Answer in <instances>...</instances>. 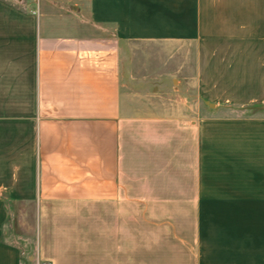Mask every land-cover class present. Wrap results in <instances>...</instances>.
<instances>
[{
	"label": "crops",
	"instance_id": "crops-1",
	"mask_svg": "<svg viewBox=\"0 0 264 264\" xmlns=\"http://www.w3.org/2000/svg\"><path fill=\"white\" fill-rule=\"evenodd\" d=\"M252 105L264 0H0V264H22L13 202L25 229L33 206L31 264H264Z\"/></svg>",
	"mask_w": 264,
	"mask_h": 264
},
{
	"label": "rangeland",
	"instance_id": "rangeland-1",
	"mask_svg": "<svg viewBox=\"0 0 264 264\" xmlns=\"http://www.w3.org/2000/svg\"><path fill=\"white\" fill-rule=\"evenodd\" d=\"M165 93L164 100L162 105L168 109L170 112H178V114L187 113L185 109H188V105L190 104V100L181 99L179 94ZM170 97V98H168ZM169 100V101H167ZM220 107V105H218ZM217 107L216 104L205 105L204 103L201 105V114H207L211 112V108ZM250 108L247 110H242V113L251 114L252 112L259 114L264 108H260L259 105L249 106ZM208 204L209 210L204 213V217L206 218L207 224L210 229V233L212 237H210L211 251L214 255L220 254V237L218 239L216 233L220 235V211H217V207L220 206V200L217 198H210L206 201ZM25 212H23V226L26 225V229L24 227H20V203H12L10 206V214L8 220L5 225V234L6 237L12 242L20 245L24 250V260L26 264L29 262L28 257L33 255L36 248V223H35V213L33 210V206L29 205ZM25 222L27 224H25Z\"/></svg>",
	"mask_w": 264,
	"mask_h": 264
},
{
	"label": "trees",
	"instance_id": "trees-1",
	"mask_svg": "<svg viewBox=\"0 0 264 264\" xmlns=\"http://www.w3.org/2000/svg\"><path fill=\"white\" fill-rule=\"evenodd\" d=\"M5 237H6V234L4 233ZM7 238V237H6ZM11 241V240H10ZM18 245V244H17ZM20 246V245H19ZM21 247V246H20ZM22 248V247H21ZM22 264H26L25 260H24V254H25V250L22 248ZM28 263L27 264H31L32 262L30 261L29 257H28Z\"/></svg>",
	"mask_w": 264,
	"mask_h": 264
}]
</instances>
